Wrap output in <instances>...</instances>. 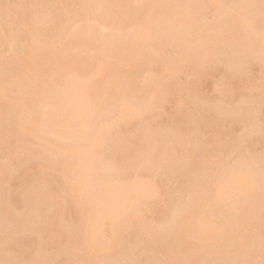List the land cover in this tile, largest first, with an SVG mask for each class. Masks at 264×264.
Here are the masks:
<instances>
[{
  "label": "clouds",
  "instance_id": "9594fccd",
  "mask_svg": "<svg viewBox=\"0 0 264 264\" xmlns=\"http://www.w3.org/2000/svg\"><path fill=\"white\" fill-rule=\"evenodd\" d=\"M0 264H264V0H0Z\"/></svg>",
  "mask_w": 264,
  "mask_h": 264
}]
</instances>
